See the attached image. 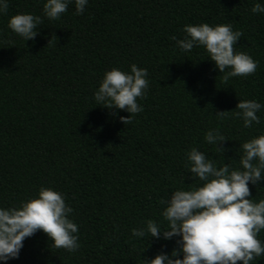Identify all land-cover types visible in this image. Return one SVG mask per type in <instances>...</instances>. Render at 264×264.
Listing matches in <instances>:
<instances>
[{
    "label": "trees",
    "instance_id": "trees-1",
    "mask_svg": "<svg viewBox=\"0 0 264 264\" xmlns=\"http://www.w3.org/2000/svg\"><path fill=\"white\" fill-rule=\"evenodd\" d=\"M254 3L264 0H88L81 14L69 4L49 20L43 0H8L0 14V207L18 206L40 187L61 193L79 247L52 248L37 230L0 264H143L178 247L176 237L130 230L147 219L166 227L161 199L200 183L187 170V150L235 168L240 145L264 132V13L253 14ZM16 13L41 17L33 38L7 28ZM199 23L238 30L233 51L255 60V71L222 81L203 49L180 51L171 37ZM130 64L146 69L148 86L137 98L142 111L123 124L128 113L95 105L93 92L105 71ZM239 100L261 104L259 123L243 127ZM210 129L224 137L222 153L205 142ZM248 187L249 199L264 198V178Z\"/></svg>",
    "mask_w": 264,
    "mask_h": 264
},
{
    "label": "clouds",
    "instance_id": "clouds-1",
    "mask_svg": "<svg viewBox=\"0 0 264 264\" xmlns=\"http://www.w3.org/2000/svg\"><path fill=\"white\" fill-rule=\"evenodd\" d=\"M88 0H43L42 15L56 20L69 4L74 14L83 12ZM8 8V0H0V14ZM250 11L264 13V5L254 3ZM40 16L31 13H16L7 19V28L23 41L36 35ZM183 38L175 41L182 52L201 48L212 62L222 81L230 77L253 73L257 62L247 53L234 52L233 45L241 33L233 31L228 24L207 23L182 26ZM123 72L118 68L105 71L93 92L96 104L106 109H120L128 113L119 119L128 123L131 116L142 111L137 98L144 95L148 86L146 69L130 64ZM227 69V71H226ZM261 104L255 100H239L235 104L238 116L245 128L259 123L256 115ZM225 111H217L223 116ZM115 115V112L112 113ZM204 140L214 145L219 153L224 151L219 141L224 137L215 129L208 130ZM238 166L230 168L227 163L217 167L214 161L196 148L185 153V162L190 177L200 183L188 189L173 190L160 212L166 227L147 219L130 230L131 236H145L169 240L176 237L178 247L168 253L158 252L143 264H253L264 257V241L258 234L264 230V198L249 199V184L256 185L264 178V132L255 135L240 145ZM72 208L63 195L51 188L40 187L35 196L22 201L18 206L0 207V262L15 259L25 238L41 231L52 248H62L72 253L78 247L77 225L70 218ZM179 253V255H177Z\"/></svg>",
    "mask_w": 264,
    "mask_h": 264
}]
</instances>
